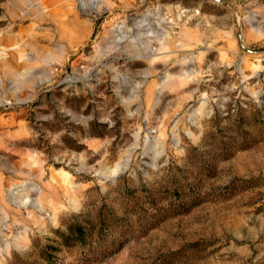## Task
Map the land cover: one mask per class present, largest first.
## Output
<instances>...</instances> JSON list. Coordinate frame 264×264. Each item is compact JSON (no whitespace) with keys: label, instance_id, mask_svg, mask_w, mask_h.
<instances>
[{"label":"rangeland","instance_id":"obj_1","mask_svg":"<svg viewBox=\"0 0 264 264\" xmlns=\"http://www.w3.org/2000/svg\"><path fill=\"white\" fill-rule=\"evenodd\" d=\"M0 264H264V0H0Z\"/></svg>","mask_w":264,"mask_h":264},{"label":"bare ground","instance_id":"obj_2","mask_svg":"<svg viewBox=\"0 0 264 264\" xmlns=\"http://www.w3.org/2000/svg\"><path fill=\"white\" fill-rule=\"evenodd\" d=\"M111 174H112V175L116 174V170L111 171ZM27 202H28L27 199H23V198L20 199V205H21V206H26V205H27ZM72 202H73V201H72ZM71 206H72L73 209H77V206H78V205H77V203L73 202V203L71 204Z\"/></svg>","mask_w":264,"mask_h":264}]
</instances>
